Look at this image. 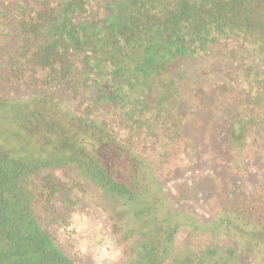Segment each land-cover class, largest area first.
Segmentation results:
<instances>
[{"label":"flooded vegetation","instance_id":"flooded-vegetation-1","mask_svg":"<svg viewBox=\"0 0 264 264\" xmlns=\"http://www.w3.org/2000/svg\"><path fill=\"white\" fill-rule=\"evenodd\" d=\"M128 5L86 0L74 22L103 30L108 45L98 54L70 50L74 72L55 83L33 46L22 45L16 24L28 21L31 9L48 8L40 0H0V99L22 103L52 92L60 121L69 113L75 133L85 129L82 119L87 128L79 135L95 163L120 178L122 195L99 187L77 163L62 177L72 187L67 216L98 212L112 238V254L99 264H263L264 52L252 48L249 57L218 36L192 62L190 33L178 52L174 34L162 45L155 37L150 48L138 33L130 46L111 25ZM239 9V25H264L262 3ZM65 14L50 17L46 32L53 34ZM62 205L57 201L65 212ZM53 245L71 264H83ZM155 247L160 255L149 259Z\"/></svg>","mask_w":264,"mask_h":264},{"label":"trees","instance_id":"trees-1","mask_svg":"<svg viewBox=\"0 0 264 264\" xmlns=\"http://www.w3.org/2000/svg\"><path fill=\"white\" fill-rule=\"evenodd\" d=\"M128 1L129 13L118 16L119 20H113L111 25L114 36L126 39L130 46L138 33H144L150 48L151 43L157 42L155 37L162 45L169 40V34H174L175 40L170 41L175 43L178 52L181 51L178 47L185 42L184 35L190 33L192 62L207 49L208 43L214 45L218 36L237 42L247 56L252 48L259 54L264 52V25L258 23L250 28L252 24L241 26L235 19L240 13L239 6L249 0ZM256 1L264 6V0ZM85 2L40 0L49 13L31 9L28 21L23 18L18 21V16L14 18L18 21L22 45L30 43L33 46L41 70L46 66L55 83L60 79L67 81V76L74 72L70 67L73 65L70 50L98 54L108 45L101 34L103 30L86 29L74 22L75 13ZM62 12H66L64 21L55 23L53 34L46 32L49 18L56 20ZM228 15L231 16L227 18ZM161 53L160 50L158 56ZM84 58L88 59L89 55ZM76 59L75 56L74 62ZM38 83L43 82L39 80ZM50 98L53 99L52 92L45 98L33 96L22 103L0 99V264H71L53 245L55 238L50 230L66 219V211H72L69 207L73 203L72 187L62 180L67 164L77 163L86 177L96 179L99 187H107L108 191L120 195L123 192L120 178H115L97 160L95 163L86 135H79L86 131V124L80 119L85 129L78 127L72 133V116L64 113V120L60 121L62 111ZM57 144L64 146L63 152L54 151ZM57 201L63 204L65 212L57 208ZM157 255H160L159 247L149 250L146 256L157 259Z\"/></svg>","mask_w":264,"mask_h":264},{"label":"rangeland","instance_id":"rangeland-1","mask_svg":"<svg viewBox=\"0 0 264 264\" xmlns=\"http://www.w3.org/2000/svg\"><path fill=\"white\" fill-rule=\"evenodd\" d=\"M51 233L65 255L83 264H99L113 251L112 238L98 212H74L52 226ZM262 249L264 251V247Z\"/></svg>","mask_w":264,"mask_h":264}]
</instances>
